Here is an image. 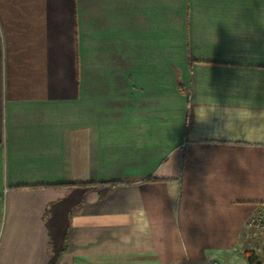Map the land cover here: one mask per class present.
I'll return each instance as SVG.
<instances>
[{
	"label": "crops",
	"instance_id": "1",
	"mask_svg": "<svg viewBox=\"0 0 264 264\" xmlns=\"http://www.w3.org/2000/svg\"><path fill=\"white\" fill-rule=\"evenodd\" d=\"M264 214V0H0V264H247Z\"/></svg>",
	"mask_w": 264,
	"mask_h": 264
},
{
	"label": "rangeland",
	"instance_id": "2",
	"mask_svg": "<svg viewBox=\"0 0 264 264\" xmlns=\"http://www.w3.org/2000/svg\"><path fill=\"white\" fill-rule=\"evenodd\" d=\"M248 231L251 236H245V238L241 240L239 249H241L242 252H254L258 264H264V231L254 228L253 225H250Z\"/></svg>",
	"mask_w": 264,
	"mask_h": 264
},
{
	"label": "built area",
	"instance_id": "3",
	"mask_svg": "<svg viewBox=\"0 0 264 264\" xmlns=\"http://www.w3.org/2000/svg\"><path fill=\"white\" fill-rule=\"evenodd\" d=\"M249 225H253L254 228L264 231V214H260L257 217L250 218ZM210 264H223L219 261H212Z\"/></svg>",
	"mask_w": 264,
	"mask_h": 264
},
{
	"label": "trees",
	"instance_id": "4",
	"mask_svg": "<svg viewBox=\"0 0 264 264\" xmlns=\"http://www.w3.org/2000/svg\"><path fill=\"white\" fill-rule=\"evenodd\" d=\"M243 256L247 264H258L254 252L245 251L243 252Z\"/></svg>",
	"mask_w": 264,
	"mask_h": 264
}]
</instances>
